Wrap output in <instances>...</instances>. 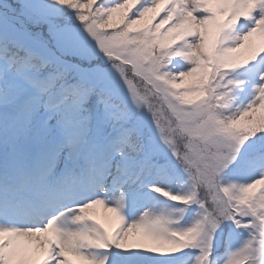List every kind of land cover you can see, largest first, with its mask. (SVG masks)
<instances>
[{
	"label": "snow or ice",
	"instance_id": "snow-or-ice-1",
	"mask_svg": "<svg viewBox=\"0 0 264 264\" xmlns=\"http://www.w3.org/2000/svg\"><path fill=\"white\" fill-rule=\"evenodd\" d=\"M0 264H264V0H0Z\"/></svg>",
	"mask_w": 264,
	"mask_h": 264
}]
</instances>
